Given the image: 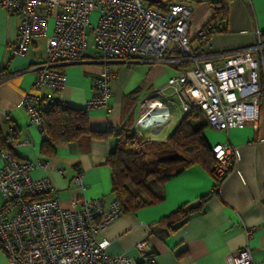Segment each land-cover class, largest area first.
Masks as SVG:
<instances>
[{
  "label": "built area",
  "instance_id": "obj_1",
  "mask_svg": "<svg viewBox=\"0 0 264 264\" xmlns=\"http://www.w3.org/2000/svg\"><path fill=\"white\" fill-rule=\"evenodd\" d=\"M162 6L158 11L143 0H0V8L7 14L20 16L16 43L8 49L10 57L23 56L34 38L46 35L52 22L45 57L32 68L33 84L21 100L30 123L44 134L41 111L43 104L51 106V101L43 90H62L65 75L61 68L84 62L90 48L101 69L93 81L95 94L85 110L108 111L114 80L110 63L166 62L167 54L175 52L178 63L192 64L169 76L138 103L132 132L141 139L146 140L139 130L166 126L172 108L182 118L198 111L216 131L242 129L249 123L256 130L259 104L264 99V37L258 33L247 47L202 56L200 49L207 44L209 28L192 35L188 4L163 2ZM192 41L198 45L196 50L191 48ZM18 145L11 133L8 149L0 151V251L7 264H135L130 257L107 254L108 241L96 239L124 214L119 202L81 199L63 209L57 199L34 200L51 193L53 187L47 179L30 178L36 165L13 157L12 150ZM211 151L216 163L213 185H219L234 167L235 154L226 143L212 145ZM73 181L80 187L81 175H75ZM218 190L219 186L213 189ZM135 250L139 262L153 264L143 242L136 244ZM227 264L253 262L249 251L243 249L227 258Z\"/></svg>",
  "mask_w": 264,
  "mask_h": 264
},
{
  "label": "crops",
  "instance_id": "obj_2",
  "mask_svg": "<svg viewBox=\"0 0 264 264\" xmlns=\"http://www.w3.org/2000/svg\"><path fill=\"white\" fill-rule=\"evenodd\" d=\"M214 1L188 4L192 35L213 18L214 11L208 2ZM95 20L93 14L92 24ZM19 28L20 16L7 14L0 8V72L7 75L0 82V135L7 140L11 133L14 134L19 145L13 148V157L36 165L30 178L49 180L53 191L48 197L57 199L61 208L70 209L72 202L81 199L102 198L107 204L114 196L110 170L105 163L115 148L114 141L70 143L58 146L51 158L40 155L45 135L30 123L21 100L33 84L32 68L45 57L46 36L52 32V22L48 23L46 35L34 38L23 56L9 57V46L16 43ZM258 33L264 37V0H233L228 6L224 31L211 34L207 44L200 49V55L247 47ZM191 48H198L196 42H191ZM177 58L175 52H170L166 62H134L132 66L110 63L114 80L108 111L85 110L86 103L95 94L93 81L101 69L96 61L97 54L90 48L84 62L61 68L65 75L62 90L54 93L44 89L43 94L50 97L51 102L85 111L92 131L118 130L123 126L132 129L138 103L175 72L192 67V64L178 63ZM181 119L175 121L171 109L169 123L148 130L150 137L145 139L165 142ZM202 123H206L205 119ZM256 127L254 130L249 123L242 129L207 131L210 129L207 126L203 132L207 144L211 147L226 143L235 154V165L221 180L218 192H213V179L199 166L187 168L162 186L149 183L151 191L162 196V201L124 213L97 234V241H108L106 253L130 257L135 264H144L138 261L135 250V245L143 242L146 254L153 256V264H227V258L247 249L253 264H264V99L259 104ZM77 174L81 175L80 187L73 181ZM205 196L208 199L203 208L181 227L169 232L160 224L162 218L182 206L196 204ZM0 264H7L1 251Z\"/></svg>",
  "mask_w": 264,
  "mask_h": 264
},
{
  "label": "trees",
  "instance_id": "obj_3",
  "mask_svg": "<svg viewBox=\"0 0 264 264\" xmlns=\"http://www.w3.org/2000/svg\"><path fill=\"white\" fill-rule=\"evenodd\" d=\"M205 1L207 0H163L162 3L147 4V6L162 11L163 2L189 4ZM231 1L233 0L208 2L214 11L213 18L206 25L210 35L224 31ZM6 77L7 75L1 71L0 82ZM200 117L198 111L191 113L180 120L165 142H153L139 139L131 128L124 126L118 130L92 131L88 126L85 111L51 102V106H45L41 111L45 141L40 147V155L51 158L55 155L58 146L70 143L90 140L114 141L115 148L108 155L105 163L110 170L111 193L119 202L123 213H131L162 201V196L151 191L149 183L162 186L191 166L201 167L215 181L216 163L211 147L203 135L208 125L203 124L199 120ZM5 149H8L7 140L0 135V151ZM218 186L213 185V189ZM44 199H49L48 194L34 200ZM207 199L208 196H205L194 205L180 207L169 216L162 218L160 224L169 232L176 230L185 224L189 217L198 213Z\"/></svg>",
  "mask_w": 264,
  "mask_h": 264
},
{
  "label": "rangeland",
  "instance_id": "obj_4",
  "mask_svg": "<svg viewBox=\"0 0 264 264\" xmlns=\"http://www.w3.org/2000/svg\"><path fill=\"white\" fill-rule=\"evenodd\" d=\"M90 43H91V38H89L88 39V45H90ZM173 109V108H172ZM174 110V115H175V121L177 120H179V119H181L182 118V115L180 114V112L177 110V109H173ZM137 112H138V109L136 108V111H135V113H134V116L136 117V115H137ZM200 121H204V118H203V116H201L200 117V119H199ZM209 129V128H208ZM210 130H213V129H209V130H207V131H210ZM140 131V134H141V136L142 137H150L149 136V132L148 131H143V130H139ZM139 138V137H138ZM154 140H158V137H152ZM139 139H141V138H139ZM153 184V183H152ZM130 190L131 191H134V189L133 188H130ZM143 197V196H142ZM2 204H3V202H2V199H1V197H0V207L2 206Z\"/></svg>",
  "mask_w": 264,
  "mask_h": 264
},
{
  "label": "water",
  "instance_id": "obj_5",
  "mask_svg": "<svg viewBox=\"0 0 264 264\" xmlns=\"http://www.w3.org/2000/svg\"><path fill=\"white\" fill-rule=\"evenodd\" d=\"M146 4H159L161 0H143Z\"/></svg>",
  "mask_w": 264,
  "mask_h": 264
}]
</instances>
